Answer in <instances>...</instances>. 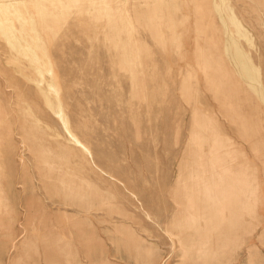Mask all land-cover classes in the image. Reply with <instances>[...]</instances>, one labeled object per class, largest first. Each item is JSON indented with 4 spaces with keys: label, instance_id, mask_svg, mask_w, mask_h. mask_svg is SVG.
<instances>
[{
    "label": "rangeland",
    "instance_id": "rangeland-1",
    "mask_svg": "<svg viewBox=\"0 0 264 264\" xmlns=\"http://www.w3.org/2000/svg\"><path fill=\"white\" fill-rule=\"evenodd\" d=\"M11 3H0V264H143L142 238L160 264H191L167 230L207 198L193 186L248 171L257 201L218 264H264V0L30 2L18 10L33 39L9 30L21 25ZM56 174L75 179L79 207Z\"/></svg>",
    "mask_w": 264,
    "mask_h": 264
},
{
    "label": "bare ground",
    "instance_id": "bare-ground-1",
    "mask_svg": "<svg viewBox=\"0 0 264 264\" xmlns=\"http://www.w3.org/2000/svg\"><path fill=\"white\" fill-rule=\"evenodd\" d=\"M42 1L45 0H24L23 3H19V0L0 1V3L12 2L11 4L14 5L15 11L18 12L17 17L21 19L20 28L12 27L9 30L31 31V39H33V37L42 38L39 29L35 28L34 23L28 25L27 22L30 20L29 16H26L18 10L20 6H26L30 2L37 3ZM32 30L37 31L35 36L32 35ZM9 39L15 43L19 49H23L25 53L30 54V47L26 45L27 40L24 35L11 33L9 34ZM44 48L45 44L41 43L37 47V50L38 52H42ZM133 66L134 65H123V68L131 70ZM46 69L54 74L52 65H48ZM55 92L56 94L59 93L58 90H55ZM57 110L62 120L65 121L63 110L59 105ZM243 170L244 172L246 171L245 169ZM251 174L252 173H249V171L246 175L232 173L226 174V177L224 176L223 178H220V176H218V178L211 177L210 180H213L212 183H195L196 186H193L194 189L197 190L198 186L202 187L203 193L207 198L202 203L189 200L188 205L195 206L198 210H195V214H190L185 210V215L180 220L184 219L187 226L181 223H178L176 226L174 223V229L167 230L171 237L177 238L180 247L179 256H181L182 259L191 257L193 261L191 264H218L219 256H225L231 250L235 249L240 239V230L243 229L244 215L253 211L254 202L257 201L254 197L256 186ZM54 178L66 191V199L70 198L67 199L68 201L64 200L65 204L79 207L82 199L80 196V188L77 187L75 179H66L59 174H56ZM227 209H232L234 212H231L230 216H228L229 212ZM202 221L203 223H201ZM209 221H212V224H209ZM226 222V233L222 238V232H220L221 224ZM74 226L78 227V224ZM243 230L246 231V229ZM213 233H218V241L220 243L210 245L208 239ZM142 239L144 244L148 245V247L143 248L142 254L146 257L143 264H160L159 261L162 254L161 248H153L151 246L152 241H150L149 238ZM62 251L66 255L72 253L66 248H62ZM81 263L82 262H80V264Z\"/></svg>",
    "mask_w": 264,
    "mask_h": 264
}]
</instances>
